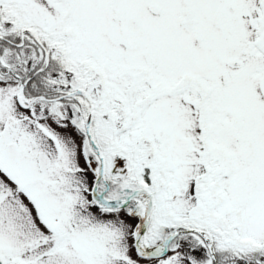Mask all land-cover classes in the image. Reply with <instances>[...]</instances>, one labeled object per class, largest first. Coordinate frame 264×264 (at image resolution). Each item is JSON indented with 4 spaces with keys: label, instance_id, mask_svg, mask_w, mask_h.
Wrapping results in <instances>:
<instances>
[{
    "label": "snow or ice",
    "instance_id": "6c2138e0",
    "mask_svg": "<svg viewBox=\"0 0 264 264\" xmlns=\"http://www.w3.org/2000/svg\"><path fill=\"white\" fill-rule=\"evenodd\" d=\"M0 264H264V0H0Z\"/></svg>",
    "mask_w": 264,
    "mask_h": 264
}]
</instances>
